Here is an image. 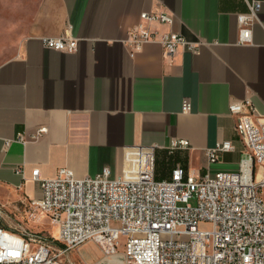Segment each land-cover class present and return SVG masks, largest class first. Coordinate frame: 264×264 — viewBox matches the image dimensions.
<instances>
[{"label": "crops", "instance_id": "obj_1", "mask_svg": "<svg viewBox=\"0 0 264 264\" xmlns=\"http://www.w3.org/2000/svg\"><path fill=\"white\" fill-rule=\"evenodd\" d=\"M260 1L253 40L241 43L238 17L250 10L247 0H17L16 19L0 22L13 25L19 36L0 62V204L28 211L30 201L43 195L32 178L36 168L43 178L62 167L85 177L108 166L120 176L133 151L151 145H157L159 180L170 179L179 164L199 175L238 170L244 144L230 105L250 98L264 115ZM145 11L172 14L173 25L156 27L204 40L201 53L179 48L170 56L150 42L132 56L125 39ZM64 32L78 38L76 52L44 45V37ZM185 100L189 112L183 111ZM42 127L47 132L32 139ZM19 133L29 141L15 140ZM173 138H186L191 146L170 152ZM219 140H231L235 150L210 164L206 150ZM28 224L55 249L63 248L48 215ZM77 250L78 258L61 256L65 264H126L123 250L105 257L94 241Z\"/></svg>", "mask_w": 264, "mask_h": 264}, {"label": "built area", "instance_id": "obj_2", "mask_svg": "<svg viewBox=\"0 0 264 264\" xmlns=\"http://www.w3.org/2000/svg\"><path fill=\"white\" fill-rule=\"evenodd\" d=\"M247 2L250 10L238 17L241 43L252 42L262 6L260 0ZM174 22L165 11L142 12L125 39L131 55L150 42L161 44L170 56L179 48L200 54L204 40H189L180 32L156 27ZM43 42L69 53L76 52L79 44L69 32L46 36ZM191 108L185 100L183 111ZM230 112L237 117L236 130L244 144L236 171L199 175L179 164L170 179L159 180L157 145L136 148L131 166L120 176L108 166L85 177L62 167L55 176L43 178L34 169L32 178L40 182L43 195L30 201L29 212L33 217L48 215L64 246L55 249L42 234H21L0 226V264H65L62 255L89 241L105 257L117 255L121 247L126 264H264V115L250 98L231 103ZM45 132L42 127L31 138ZM15 140L27 143L29 138L19 133ZM190 146L186 138H173L168 149ZM234 150L231 140H219L206 155L212 164L221 153ZM17 172L24 174V168ZM206 224L210 227L202 226Z\"/></svg>", "mask_w": 264, "mask_h": 264}, {"label": "rangeland", "instance_id": "obj_3", "mask_svg": "<svg viewBox=\"0 0 264 264\" xmlns=\"http://www.w3.org/2000/svg\"><path fill=\"white\" fill-rule=\"evenodd\" d=\"M16 2L17 0H0V22L3 20V22L6 23L7 20L13 21L16 19V13L18 12L16 10ZM18 38V30L14 29L13 25L7 28L5 25L0 24V62L10 55L9 51L15 46ZM234 161H237V158H235L233 162ZM194 202L195 201H192L193 204ZM38 218H40V216H31L29 209L28 211L22 210L21 212L16 208L6 209L5 206L0 204V226L7 230L21 234L34 232V230H36V225L28 223ZM202 226L205 228L210 227L209 224ZM86 249L90 255H95L97 253L96 247L90 246ZM120 250H122L121 247ZM68 254L73 257H80V253L77 249L70 250ZM75 263L79 264L77 260H75Z\"/></svg>", "mask_w": 264, "mask_h": 264}, {"label": "water", "instance_id": "obj_4", "mask_svg": "<svg viewBox=\"0 0 264 264\" xmlns=\"http://www.w3.org/2000/svg\"><path fill=\"white\" fill-rule=\"evenodd\" d=\"M112 257H114V256H112ZM124 258V257H123Z\"/></svg>", "mask_w": 264, "mask_h": 264}]
</instances>
